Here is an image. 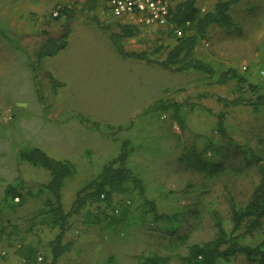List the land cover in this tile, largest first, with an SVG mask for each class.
Instances as JSON below:
<instances>
[{"label":"rangeland","instance_id":"374dc122","mask_svg":"<svg viewBox=\"0 0 264 264\" xmlns=\"http://www.w3.org/2000/svg\"><path fill=\"white\" fill-rule=\"evenodd\" d=\"M84 1L12 0L8 5L15 13H0V231L4 232L0 253L24 235L22 225L18 236L8 238L10 227L41 205L40 200L30 199L12 212L5 189L24 185L35 192L50 180L47 171L21 160V152L39 149L72 166L74 173L62 187L63 208L68 212L77 193L127 147V167L142 180L144 195L114 197L116 208L121 201L130 202L114 213L120 219L115 224L109 219L95 223L89 213L105 211L111 217L112 209L87 204L70 220L66 238L74 246L57 264H142L154 255L163 257L161 264H182L184 244L213 237L208 210L225 214L221 186L194 172L187 155L195 152L210 159L212 147L224 145L216 132L222 113H226V134L237 144L254 147L264 139V109L255 114L247 106L225 108L223 100L238 95L234 82L214 84L222 72L232 69L247 84L258 86L257 94L264 93V0H198L203 12L219 1H233L230 15L235 27H211L197 51L196 58L215 71L212 76L165 70L156 63L165 57L153 55V50L172 43L168 29H151L130 40L115 25L113 29L87 15L93 10L109 13L105 0ZM178 1L169 0L172 6ZM61 5L82 15L69 20L65 51L38 60L35 54L44 41L25 43L16 16L37 29L39 23L46 26L50 39L58 38L67 20H52L50 15ZM131 53L146 54L147 61L125 55ZM8 111L10 119H6ZM225 152L228 157L222 158V165L228 169L237 161L231 150ZM251 178L238 179L237 194L249 193ZM143 198L155 203L157 214L171 220L152 224L154 213H148ZM56 234L57 230L38 227L28 236L39 241L38 255L46 257L39 264L50 263L47 243ZM185 236L188 240L182 244ZM0 264H19V259L12 253L0 257ZM220 264L254 263L236 257Z\"/></svg>","mask_w":264,"mask_h":264},{"label":"trees","instance_id":"16d2710c","mask_svg":"<svg viewBox=\"0 0 264 264\" xmlns=\"http://www.w3.org/2000/svg\"><path fill=\"white\" fill-rule=\"evenodd\" d=\"M197 2L198 0H181L175 5H171L166 28L169 30V34L173 36L172 43L167 47L161 45L155 48L153 55L165 57L156 63L167 71L185 72L193 70L202 71L212 76L215 71L196 58L197 48L200 47V43L206 38L211 27L221 29L235 27L230 15L233 1H219L212 10L207 12H203L197 6ZM55 11H57L56 17L53 18V14L50 15L52 20H60L61 17L67 20L63 24L64 32L60 34V37H52L51 39L45 31L41 33L47 38L43 40V45L35 54L38 60L52 58L67 46L66 37L68 25H70L69 20H71V14L74 11L62 5L55 7ZM175 29L182 31L181 37L175 35ZM122 31V36L129 38L136 35L137 30L127 26L122 27ZM125 55L147 61L146 54L131 53ZM230 82H234L235 91L238 95L230 101L225 102L223 100L225 108L247 106L255 114L264 109V93L257 94L258 86L247 84V81L238 76L232 69L222 72L214 84L223 86ZM246 93H250L254 97L247 98ZM225 116L226 113L219 114L216 125V132L221 140H224V145L221 142L222 146L212 147L208 154L210 159L205 154L198 156L195 152L194 155H187L189 157L187 165L191 164L194 172L199 173L211 184L221 186L225 214L223 216L219 209L208 210L214 231L212 238L188 245L184 244L188 240V236L181 238V243L184 244L186 251L181 257L182 264L229 263L236 257H243L254 264H264V139L260 138L254 147L237 144L226 134ZM207 145L211 148L213 144L208 143ZM226 149L232 151L234 155L232 158L237 161L236 165L228 168L229 170L222 165V158L228 157L225 152ZM129 155V148L123 147L119 156L108 162L99 176L77 193L70 210L65 212L62 203V187L64 181L74 173L72 166L67 162L50 158L39 149L21 152L19 155L21 160L47 171L50 180L46 184H40L35 192L26 190L24 185L17 188L10 187L4 191L5 198L9 199L11 203L10 211L12 212L30 199L41 201L39 209L19 218L18 223L10 227V233H7L8 238L18 236L20 228L22 229L21 226H24L22 229L24 235L16 237V240L22 243V247L15 253L16 256L19 259H25L28 264H38L37 257L38 254H41L40 243L39 241L27 243V238L38 227L48 228L57 230L54 238L47 243L50 254L49 264H57L58 260L71 252L74 246V242L66 238L67 233L71 230L70 220L78 217L87 204H102L106 209H112L113 215L111 217L107 216L105 211L96 210L89 213L88 217L95 223H100L105 219H109L110 224L120 222L114 213L116 210L119 211V208L122 210L128 207L127 201H121L116 208V204H113V198L116 196L127 197L134 192H138L141 197L144 195L142 180L127 167ZM248 176L252 177L248 182L249 193L245 196L237 194L235 188L238 179L242 177L246 179ZM102 195H104L103 199H101ZM15 198L19 199L18 203L14 202ZM143 202L149 209L148 213H154L152 224L171 220L172 217L156 213V205L153 201L143 198ZM3 233L0 231V234ZM43 257L45 261L44 254ZM162 258L154 255L146 258L142 264H161Z\"/></svg>","mask_w":264,"mask_h":264},{"label":"built area","instance_id":"2783aa9c","mask_svg":"<svg viewBox=\"0 0 264 264\" xmlns=\"http://www.w3.org/2000/svg\"><path fill=\"white\" fill-rule=\"evenodd\" d=\"M109 9L115 17H126L131 23L146 28H164L168 25L171 4L168 0H107ZM57 16V11L53 17ZM177 37L182 36L180 29L174 31ZM9 112L6 119H10ZM5 118V117H4ZM3 118V119H4ZM4 119V120H6ZM104 195L101 196V199ZM14 202L18 203L19 199L15 198ZM129 205V202H126ZM118 211L116 210L115 213ZM41 231V230H39ZM34 240L27 238V243H33ZM22 247L18 240L10 242L6 249L0 253V257L6 258L12 253H16ZM44 262V257L38 255L37 263ZM19 264H28L25 259H19Z\"/></svg>","mask_w":264,"mask_h":264},{"label":"crops","instance_id":"0c3cea01","mask_svg":"<svg viewBox=\"0 0 264 264\" xmlns=\"http://www.w3.org/2000/svg\"><path fill=\"white\" fill-rule=\"evenodd\" d=\"M86 1V0H85ZM84 1V2H85ZM87 1H89V0H87ZM93 1V0H92ZM169 1V0H168ZM12 2V0H0V13H3V14H5V13H7V12H9V11H12L13 13H15V9H13V10H11V8H9L10 6L8 5L9 3H11ZM105 3H106V9H108V10H110L109 9V6H108V2H107V0H105ZM15 4V3H14ZM56 6V5H55ZM97 12V11H96ZM96 12H94V10L92 11V12H90L89 14H87V15H89V18H91V19H93L94 21L95 20H97V19H101L99 22L100 23H104V24H108V25H110V27H113L112 25H115V29H118L119 31H121V36L123 35V33H122V27H127V26H130V27H133V28H135L137 31H136V35H134L133 37H129L130 38V40H133L134 38H136L139 34H143V33H145V32H151V29H157V28H144V27H141V26H137V25H134L133 23H131L126 17H115V16H113V14L111 13V11H109V13L108 12H106L105 10H99L97 13ZM10 13L11 12H9V15H10ZM12 13V14H13ZM86 14V12L85 13H83V15H85ZM77 15H82V13H80V12H73L72 14H71V19H74V18H76V16ZM109 18H110V20H111V22H109L108 20H109ZM22 19V18H21ZM21 19H19L17 16H16V20H20V22L18 23V28H19V32L21 33V34H23L24 35V42L25 43H30V42H34L33 44H37V43H41L43 40L40 38V36H41V33L43 32V31H45L46 29H47V27L46 26H42V28H41V25H40V23H39V29H37L36 27H35V25L34 26H32V24H30V23H28V20L26 19V20H24L25 21V23L24 22H21L22 20ZM48 25V24H47ZM71 25H73V23H71ZM49 26V25H48ZM164 28H166V27H164ZM113 29H114V27H113ZM167 29V28H166ZM120 34V33H119ZM151 34V33H150ZM129 40V41H130ZM30 44H32V43H30ZM68 46V45H67ZM67 48V47H66ZM199 49V46H198V48H197V50ZM38 50V49H37ZM65 51V49L64 50H62L60 53H63ZM59 53V54H60ZM58 55H56V57H57ZM53 58V57H52ZM136 61H139V60H137V59H135ZM16 255V254H15ZM19 259V258H18Z\"/></svg>","mask_w":264,"mask_h":264}]
</instances>
